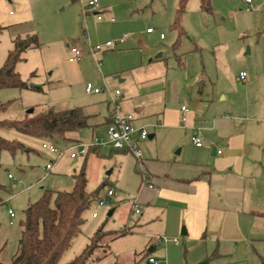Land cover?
Masks as SVG:
<instances>
[{
	"label": "crops",
	"instance_id": "1",
	"mask_svg": "<svg viewBox=\"0 0 264 264\" xmlns=\"http://www.w3.org/2000/svg\"><path fill=\"white\" fill-rule=\"evenodd\" d=\"M25 1L0 0L5 9L7 2L15 7L0 17V28L13 30L12 39L32 33L23 25L28 18L21 16L27 13ZM68 1L76 3L71 13L78 11L77 21L64 24L61 19V29L55 27V36L47 42L49 48L40 43L24 54L41 50L42 69L50 70L44 85L69 89L68 99L61 95L46 108L80 107L87 115L89 127L71 134L74 143H84L78 139L84 130L90 142L105 135L111 111L109 94L86 93V82L119 88L122 111L132 113L135 124L148 130V137L138 142L139 160L129 151L102 145H91L84 154L85 164L92 154L114 165L116 180L123 170H132L130 186L136 188V196L129 206L132 210L136 202L140 212H134L141 215L124 226L148 251L145 264H150L148 257H163L160 264H264V75L241 69L235 78L240 90L226 91L223 81L213 80L204 69L183 71L184 61L178 55L177 69L172 70L162 52L153 56L160 49L145 44L140 29L133 26L132 1L98 0L100 20L87 10L88 0ZM148 28L147 34H152L154 29L148 32ZM84 30L87 39L82 38ZM124 34L122 43L97 55L99 64L90 57L89 44L117 40ZM68 43L83 50L80 60H68ZM31 76H36L35 71ZM196 131L202 146L191 141ZM143 173L153 188L143 183ZM103 182V193L107 187L118 191L110 202L112 216L126 197L122 185L116 187L117 182L107 178ZM154 235L177 238L179 243L165 244ZM158 250L159 256L153 254Z\"/></svg>",
	"mask_w": 264,
	"mask_h": 264
},
{
	"label": "rangeland",
	"instance_id": "2",
	"mask_svg": "<svg viewBox=\"0 0 264 264\" xmlns=\"http://www.w3.org/2000/svg\"><path fill=\"white\" fill-rule=\"evenodd\" d=\"M130 1L135 4L133 19L136 23L133 26L140 29L138 32L141 33L145 44L161 50L153 56L162 52L171 70L177 69L175 55H178L184 61L183 71L204 69L206 75L213 80L219 77L226 91L240 90L235 78L241 69L251 68L256 74L264 75V8L260 4L262 0H254L252 11L244 9L243 0H211V12L202 10L199 0H185L179 17L183 33L175 50H172V45L177 38V30L170 26L179 0ZM61 2L60 0H26L24 2L27 13H22L21 16L28 19L23 25L37 34L42 48H49L47 42L53 35L55 36L56 33L52 32L55 27L61 29L58 27L61 26V19L64 24L77 21L78 11L71 13L76 3L68 0L66 3L65 0L63 2L67 4V8L62 10L64 3ZM7 3L9 4L7 9L0 3V17H5V13L9 10L15 11L13 4ZM147 27L153 28L154 32L147 34ZM160 33H163L164 38H160ZM13 35L14 32L10 29L0 32V67L5 60L7 50L11 48ZM247 49L249 53H246ZM41 54V50H29L16 66L21 79L27 81L28 85H38L41 89H0V102L7 104L6 110L0 113V119H21L27 114L29 108H32V112L39 111L45 109L61 95L66 99L69 98L66 92L68 88L59 90L60 88H49L44 85L50 70L43 71ZM60 60L63 65L64 60ZM33 71L36 76H31ZM58 93L60 94L56 96ZM80 133L78 139L89 143L91 139L89 132L84 130ZM0 135L6 139L18 141L24 146L22 150L14 154L8 150L0 151V185L3 187L0 188V200H7L0 204V260L8 262L17 249L21 231L20 221L24 217L25 208L37 200L44 189L70 190L73 185L74 170L76 173L79 172L85 156L78 154L76 158H70L68 153L56 159L53 154L41 147L42 140L38 137L13 129H0ZM44 139L56 143L59 148L65 144L71 145L72 142L75 144L76 141L74 139L70 140L71 142L54 138ZM103 149L101 148V151ZM77 150L75 148L72 151L77 152ZM50 161H53V168L48 171L45 165ZM111 169L114 171L106 174ZM85 172L87 191H93L107 178L112 183L117 182L116 187L122 185L126 198L118 203L116 212L112 216H108L111 210L110 204L94 203L86 210L83 213L85 221L81 226V232L73 238L70 247L61 256L60 264L77 255L93 232L102 224L105 229H121L126 223L134 224L141 215L136 214L134 208L131 210L129 206L136 196V188L130 186L132 170L130 172L128 168L123 170L116 180L117 168L114 165L100 160L96 155L89 154ZM8 173L12 175V178L8 177ZM115 200L111 199L110 202ZM8 208L14 211V217H9ZM141 209L143 211V205ZM94 212L96 216H93ZM133 237L134 235L127 233L110 241L108 254L94 264H145L148 251L146 248L143 249L141 242ZM157 249H160L159 244ZM158 253L159 250L153 254L159 256ZM159 261L162 263L164 258L162 257Z\"/></svg>",
	"mask_w": 264,
	"mask_h": 264
},
{
	"label": "trees",
	"instance_id": "3",
	"mask_svg": "<svg viewBox=\"0 0 264 264\" xmlns=\"http://www.w3.org/2000/svg\"><path fill=\"white\" fill-rule=\"evenodd\" d=\"M74 1V0H72ZM185 0H179L171 28L177 30L173 43L176 49L183 33L179 17ZM200 8L211 12V0H199ZM2 28H0L1 32ZM36 33L15 36L12 47L7 51L0 67V89L31 88L40 90V86L28 85L21 79L16 64L23 59L26 50L38 48ZM7 108L0 102V113ZM87 115L80 107L56 110L52 107L27 113L21 119H0V129H13L23 134L38 138H54L71 142L72 133L89 127ZM24 148L23 144L9 140L0 135V151L8 150L14 154ZM87 177L85 162L78 173L73 174V185L68 191H50L44 189L37 200L24 210L20 221V237L15 254L8 262L0 264H60L63 253L70 247L72 240L81 232L84 223L83 213L97 200L104 196L105 182H101L93 191L86 190ZM0 188H3L0 185ZM130 232L124 226L121 229H105L104 224L98 227L89 237L84 248L71 260L63 264H94L103 259L109 252V243L115 238Z\"/></svg>",
	"mask_w": 264,
	"mask_h": 264
},
{
	"label": "built area",
	"instance_id": "4",
	"mask_svg": "<svg viewBox=\"0 0 264 264\" xmlns=\"http://www.w3.org/2000/svg\"><path fill=\"white\" fill-rule=\"evenodd\" d=\"M246 11H252L254 9L253 3L254 0H243ZM262 7L264 8V0L260 2ZM87 10L92 11L96 18L100 20L102 18V14L99 12V2L98 0H88L87 1ZM113 19V18H112ZM148 32L152 31V28L147 29ZM127 34H124L121 38L117 40H108L102 43L89 44V55L90 57L99 64V60L97 55L103 51L111 50L116 47L117 44H120L124 41ZM163 34H161V37ZM82 38L87 39L88 34L84 30L82 33ZM68 60L69 61H78L83 56V50L77 44L68 43ZM246 73L240 72V79H244ZM85 92L88 94H99L103 91H106L109 94V103L111 105V111L109 116V121L107 123V128L105 135L94 137V139L89 143H75L71 145H63L62 148L49 140H45L42 142L41 147L53 154L56 159L63 157L65 154L69 153L71 158H76L78 154H86L87 148L91 145H102L108 146L115 150H124L129 151L136 159H140L142 157V152L138 146L139 140H144L148 137V130L145 126H138L135 124V116L132 113H126L122 111V108L119 103V98L122 96V92L119 88L109 89L107 86L98 87L93 85L91 82L85 83ZM181 109L183 111H187L186 106H182ZM184 120V117H182ZM191 141L196 146H202V137L199 132H195ZM78 149L77 152L72 151L73 149ZM218 152H221L220 150ZM45 168L50 171L53 168V161L48 162L45 165ZM9 178H12V175L8 174ZM143 183L147 184L149 188H153V185L149 182L148 177L145 173L142 174ZM118 196V191L112 187H107L104 192V196L97 200V205H107L110 204V200L114 199ZM7 202V200H0V204ZM133 208L136 213H139V207L136 202L133 203ZM7 213L10 218L14 217V211L11 208L7 209ZM93 216H96V213H93ZM10 224L12 221H9ZM153 238L156 241H161L163 243H168L169 241L178 244L179 241L177 238L169 239L163 235H154ZM148 263L150 264H160V261L155 257H148Z\"/></svg>",
	"mask_w": 264,
	"mask_h": 264
},
{
	"label": "water",
	"instance_id": "5",
	"mask_svg": "<svg viewBox=\"0 0 264 264\" xmlns=\"http://www.w3.org/2000/svg\"><path fill=\"white\" fill-rule=\"evenodd\" d=\"M246 53H249V49H247ZM32 111H33L32 108H29V109L27 110V113H32ZM111 212H112V209L109 210V212H108V216L111 215ZM182 231H183V230H182Z\"/></svg>",
	"mask_w": 264,
	"mask_h": 264
}]
</instances>
